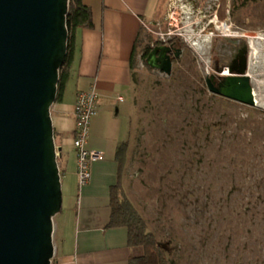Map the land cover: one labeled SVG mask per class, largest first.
<instances>
[{"label": "rangeland", "instance_id": "rangeland-1", "mask_svg": "<svg viewBox=\"0 0 264 264\" xmlns=\"http://www.w3.org/2000/svg\"><path fill=\"white\" fill-rule=\"evenodd\" d=\"M185 1L193 10L173 35L182 46L170 73L137 54L122 185L176 264H264V0ZM167 4L150 20L162 28ZM210 7L229 29H214L197 49L191 43L213 30ZM148 22L140 39L154 43ZM240 55L247 72L256 66L250 78L260 105L207 88L205 78L218 85Z\"/></svg>", "mask_w": 264, "mask_h": 264}, {"label": "water", "instance_id": "water-1", "mask_svg": "<svg viewBox=\"0 0 264 264\" xmlns=\"http://www.w3.org/2000/svg\"><path fill=\"white\" fill-rule=\"evenodd\" d=\"M69 0H0V264H50L53 217L62 207L50 116L67 53ZM169 45H154L146 64L169 74ZM179 55L175 51L174 56ZM208 90L255 106L247 57Z\"/></svg>", "mask_w": 264, "mask_h": 264}, {"label": "crops", "instance_id": "crops-1", "mask_svg": "<svg viewBox=\"0 0 264 264\" xmlns=\"http://www.w3.org/2000/svg\"><path fill=\"white\" fill-rule=\"evenodd\" d=\"M92 11L93 27L76 32V49L62 96L51 105L54 142L62 192L53 217L50 264H129L140 247L127 246L125 227L106 228L109 190L117 181V144L130 132L128 102L136 71L130 67L134 41L145 21L158 17L165 0H83ZM93 87L97 112L90 122L87 148L103 154L90 164L91 177L79 187L72 145L76 95ZM121 98V100L119 99ZM129 104V105H128Z\"/></svg>", "mask_w": 264, "mask_h": 264}, {"label": "trees", "instance_id": "trees-1", "mask_svg": "<svg viewBox=\"0 0 264 264\" xmlns=\"http://www.w3.org/2000/svg\"><path fill=\"white\" fill-rule=\"evenodd\" d=\"M66 27L68 30L67 53L58 71L59 80L57 84L56 100L61 98L65 84L70 76L76 49L77 30L93 27L92 11L83 0H69L66 14ZM141 31L142 28L133 45L130 58V67L132 70L136 67L138 52L141 53L140 56L146 65V57L152 47L157 43L155 41L151 44L152 41L149 39L144 43L140 39ZM169 42H175V45L178 47L182 46L181 43L174 39H171ZM126 133V137L117 144L115 150V160L118 165L117 181L109 190L110 216L105 227H125L127 229V246L130 248H141L142 254L139 256H131L129 258V264H176L175 260L171 258L170 254L167 253L165 248L159 243L155 234L148 229L146 220L142 217L124 191L122 176L129 147V129H127Z\"/></svg>", "mask_w": 264, "mask_h": 264}, {"label": "built area", "instance_id": "built-area-1", "mask_svg": "<svg viewBox=\"0 0 264 264\" xmlns=\"http://www.w3.org/2000/svg\"><path fill=\"white\" fill-rule=\"evenodd\" d=\"M192 5H188V2L184 0H168L166 13L164 20L166 21V27L162 28L159 21H149L147 25H153L154 30L152 33L155 36V41L157 43H167L171 39H174L175 35H181L180 30L183 28L184 23H188L191 19L190 14L192 13ZM213 10V11H212ZM217 8L214 9L210 7L211 17L208 20L207 25L213 26V30L205 33L201 36L200 41H194L193 47L202 49V42L204 37H207V40L211 36H215L214 29L219 30L220 34L223 35V31L226 32L229 29V26L226 21L222 22L217 16ZM196 11L200 13V9L196 8ZM185 20V21H184ZM145 22L143 23V25ZM225 25L223 29L222 25ZM205 25V24H204ZM203 31L200 33L204 32ZM212 29V28H211ZM230 35H232L229 32ZM174 35V36H173ZM205 43V42H204ZM153 44V42L151 43ZM204 45V44H203ZM227 70H223L221 74H227ZM97 93L93 87H90L85 90H80L75 99L73 106L74 112V127H73V139L72 145L76 154V176L77 184L79 187L85 185L91 177L90 164L94 160L102 159L103 154L100 151L95 149L87 148L86 142L89 134L90 122L92 117L97 112ZM121 100V98L119 97Z\"/></svg>", "mask_w": 264, "mask_h": 264}, {"label": "flooded vegetation", "instance_id": "flooded-vegetation-1", "mask_svg": "<svg viewBox=\"0 0 264 264\" xmlns=\"http://www.w3.org/2000/svg\"><path fill=\"white\" fill-rule=\"evenodd\" d=\"M160 44H165V45H169L170 47H171V51H170V56H171V59H172V61L173 60H175V56H174V54H175V51H177L178 49H179V47L178 46H176L175 44V42H173V43H170V42H165V43H156L155 45H160ZM236 66H237V63L235 64ZM219 85V84H218Z\"/></svg>", "mask_w": 264, "mask_h": 264}, {"label": "bare ground", "instance_id": "bare-ground-1", "mask_svg": "<svg viewBox=\"0 0 264 264\" xmlns=\"http://www.w3.org/2000/svg\"><path fill=\"white\" fill-rule=\"evenodd\" d=\"M223 29H225V25H222ZM190 37L188 36L187 39H189ZM207 41V37H204L203 42ZM191 44H194V42H192ZM255 67V68H254ZM248 74L251 75V73H253V75L255 74V72L257 71L256 66L253 64V66L250 65V63L248 64ZM256 105H260L259 101L256 100Z\"/></svg>", "mask_w": 264, "mask_h": 264}]
</instances>
